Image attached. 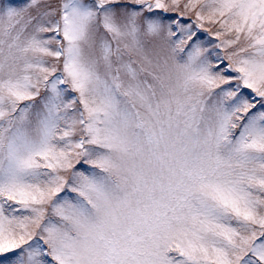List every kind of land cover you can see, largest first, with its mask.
<instances>
[{
  "label": "snow or ice",
  "instance_id": "obj_1",
  "mask_svg": "<svg viewBox=\"0 0 264 264\" xmlns=\"http://www.w3.org/2000/svg\"><path fill=\"white\" fill-rule=\"evenodd\" d=\"M0 264H264V0H0Z\"/></svg>",
  "mask_w": 264,
  "mask_h": 264
}]
</instances>
